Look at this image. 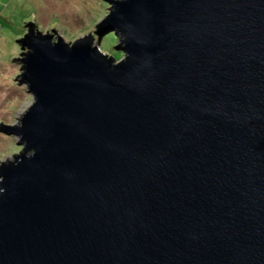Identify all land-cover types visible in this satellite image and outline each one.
<instances>
[{
    "label": "water",
    "instance_id": "95a60500",
    "mask_svg": "<svg viewBox=\"0 0 264 264\" xmlns=\"http://www.w3.org/2000/svg\"><path fill=\"white\" fill-rule=\"evenodd\" d=\"M109 4L119 62L19 40L0 264H264V0Z\"/></svg>",
    "mask_w": 264,
    "mask_h": 264
},
{
    "label": "rangeland",
    "instance_id": "374dc122",
    "mask_svg": "<svg viewBox=\"0 0 264 264\" xmlns=\"http://www.w3.org/2000/svg\"><path fill=\"white\" fill-rule=\"evenodd\" d=\"M110 10L109 0H0V124L14 127L34 103L20 83V59L27 51L21 49L19 40L28 34V25H35L44 35L51 34L55 41L61 37L67 44L91 36L102 54L119 62L125 57L116 50L120 39L113 32L97 35V26ZM21 151L18 139L0 129V164Z\"/></svg>",
    "mask_w": 264,
    "mask_h": 264
},
{
    "label": "trees",
    "instance_id": "16d2710c",
    "mask_svg": "<svg viewBox=\"0 0 264 264\" xmlns=\"http://www.w3.org/2000/svg\"><path fill=\"white\" fill-rule=\"evenodd\" d=\"M115 35V34H114ZM116 36V35H115ZM100 50L103 51V49L99 46Z\"/></svg>",
    "mask_w": 264,
    "mask_h": 264
}]
</instances>
